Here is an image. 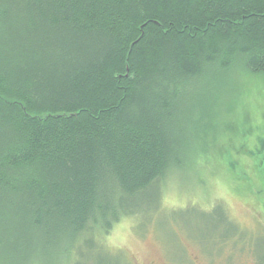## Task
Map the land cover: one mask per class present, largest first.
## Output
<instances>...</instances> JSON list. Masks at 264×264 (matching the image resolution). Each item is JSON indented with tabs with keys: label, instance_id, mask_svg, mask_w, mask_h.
Masks as SVG:
<instances>
[{
	"label": "trees",
	"instance_id": "16d2710c",
	"mask_svg": "<svg viewBox=\"0 0 264 264\" xmlns=\"http://www.w3.org/2000/svg\"><path fill=\"white\" fill-rule=\"evenodd\" d=\"M234 68L264 79V0H0V260L126 264L103 240L202 156L193 91ZM224 207L192 239L264 264V231Z\"/></svg>",
	"mask_w": 264,
	"mask_h": 264
},
{
	"label": "rangeland",
	"instance_id": "374dc122",
	"mask_svg": "<svg viewBox=\"0 0 264 264\" xmlns=\"http://www.w3.org/2000/svg\"><path fill=\"white\" fill-rule=\"evenodd\" d=\"M222 74L226 86L219 95L209 89L193 91L206 106L205 112L200 104L189 113L187 137L189 150H203L202 156L197 160L191 151L166 176L159 208H154L156 197L148 195L138 214L123 217L103 240L126 264L253 263L246 249L237 250L228 262V250L209 256L192 239L206 238L213 220L204 211L218 202L242 228L264 231V79L236 68ZM93 260L99 258L90 253L80 262Z\"/></svg>",
	"mask_w": 264,
	"mask_h": 264
}]
</instances>
